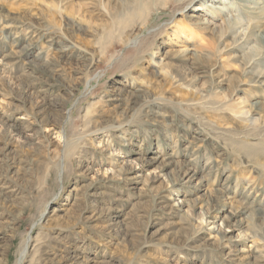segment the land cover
Listing matches in <instances>:
<instances>
[{
	"label": "rangeland",
	"instance_id": "1",
	"mask_svg": "<svg viewBox=\"0 0 264 264\" xmlns=\"http://www.w3.org/2000/svg\"><path fill=\"white\" fill-rule=\"evenodd\" d=\"M29 237L23 264H264V0H0V264Z\"/></svg>",
	"mask_w": 264,
	"mask_h": 264
},
{
	"label": "bare ground",
	"instance_id": "2",
	"mask_svg": "<svg viewBox=\"0 0 264 264\" xmlns=\"http://www.w3.org/2000/svg\"><path fill=\"white\" fill-rule=\"evenodd\" d=\"M229 7V6H228ZM233 8V7H232ZM113 92L115 93V94H119V93H122V87H117V88H115L114 90H113ZM145 165V164H144ZM141 167V166H140ZM144 167V166H143ZM136 170V169H135ZM190 170V169H189ZM188 171V170H187ZM189 172V171H188ZM186 176H190V174L188 173H186ZM192 177V176H191ZM181 204H183V203H181ZM180 208H182V206H180ZM42 219V218H41ZM213 230H216L215 228L213 229ZM230 232L229 231H227V232H219L218 231V234L219 235H222L223 236V238L225 237H227V236H224V234L226 235V234H229ZM7 238V237H6ZM1 239V238H0ZM31 242H32V237H29L28 238V240H27V242L23 245V248H22V250H21V254H20V260H19V263L18 264H23V262H24V260L27 258V256H28V254H29V247H30V244H31ZM50 254V253H49Z\"/></svg>",
	"mask_w": 264,
	"mask_h": 264
}]
</instances>
